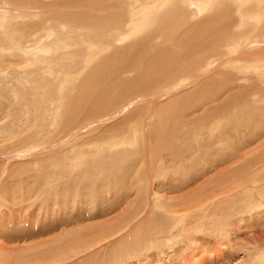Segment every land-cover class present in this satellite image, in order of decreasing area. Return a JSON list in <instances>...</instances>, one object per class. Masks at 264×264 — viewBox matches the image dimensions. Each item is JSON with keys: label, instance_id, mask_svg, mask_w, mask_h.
<instances>
[{"label": "bare ground", "instance_id": "obj_1", "mask_svg": "<svg viewBox=\"0 0 264 264\" xmlns=\"http://www.w3.org/2000/svg\"><path fill=\"white\" fill-rule=\"evenodd\" d=\"M5 1L9 4L11 13H19L18 7L20 5L22 14L30 12L34 18L39 17V20L34 22H30V19L25 16L17 17L12 14L9 19L3 21L0 19V77L3 74L5 79L8 75H25L27 83H31V90L28 94L33 100H30V97L26 94L25 91L28 87L26 86L22 91L14 94L13 104L7 100V103H1V106H3L0 107V109L8 110L0 118V123L2 121L8 122L11 114L17 112L19 119L16 124L22 126L20 128L17 127L18 125L16 126L19 132L21 129L23 130V126L36 128L40 125L47 127L46 130H48L49 125H60L64 120V123L67 121V124H69L85 121L89 117L94 119L98 117L97 114L101 110L112 109L117 106H122L123 110L128 112V109L135 106L137 102L144 101V104L139 106L142 107L141 109H149L161 103L162 98L168 94L189 87L198 89L201 86V89H203L204 86H208V89L210 88L206 93L203 90L199 89V92L197 90L198 93H195V96L188 101L186 100L183 103L178 101L181 105L190 107L193 110H210L212 106L215 109V105H221L217 102L221 98L220 92L222 90H226L224 94L229 93L227 98H234L231 104V114L227 120L225 119L230 126L231 135L229 137L233 138L234 149V153L231 154V165L234 168L229 170H232L235 184L234 187L231 186L232 190H230L233 198L229 204L228 213L225 209L226 212H222V217L215 216L214 221L209 222L210 226L207 227V223H202L200 228L196 226L195 230L193 227H189L188 222L186 223L185 220L195 217L196 209L199 207L198 202L188 204V207L184 206L186 204L179 205L183 206V209H179L178 205H176L178 207L165 206L162 203L161 205L164 207L155 205L156 216L152 215L147 227H141L139 230L138 224H134L129 228L132 234L127 237L131 238L132 242L128 239V241L123 240L124 243L121 240L125 247L130 246L127 248V250L130 249L128 253L126 255L121 254L118 245L119 248L117 247L115 252L113 250H111L112 253L109 252V264H201L202 254L208 251L210 246H207L206 243L208 242H198V237L194 236L195 233L199 234V232H196L198 228L202 234L207 233L204 234V237L211 234L210 237L218 238L216 249L220 246L221 241L222 244L233 245L240 239L239 246L240 241H244L245 243L241 245V248L248 250L251 257L253 255L251 264H264V236L259 229L264 226V0ZM13 1H17L18 4H13ZM30 1L33 6L28 11L24 10L22 5L27 6ZM136 1L137 5H134ZM131 5H134V8L135 6L143 7L142 17L135 19L139 14L136 9H130ZM125 43L128 44L122 46ZM250 50L252 51L249 52ZM7 59L8 63H11L13 59L18 60L19 63L13 67L5 64ZM41 59L51 60L56 64L55 73L52 72L53 68L48 67L49 74L52 75L53 73L52 81L44 77L41 78L40 74H33L32 78L30 77L29 69L36 65L32 66L30 63L32 61L38 63ZM226 65L227 67H224ZM37 66L34 68L35 71H38ZM32 71L34 73L33 69ZM45 71L47 70L45 69ZM132 74H134V77L130 79ZM199 95L203 97L199 98ZM226 108L229 110V107ZM117 114H119L118 111L113 117ZM129 115L131 113L128 114V117ZM223 117L224 115L220 117L223 120L219 123L224 122ZM101 122H104V120L99 121V123ZM200 122L202 123V121ZM96 123L98 124L97 121ZM58 126H55L56 129ZM2 128L3 126H0V138L9 139L12 137L13 139L19 137L18 135L21 133H17V129V131H13L10 128L12 131H8V129L4 130ZM13 128L15 129V127ZM196 129L199 130L198 127ZM207 130L209 131V129ZM118 131L116 128L110 130L109 135L106 134L104 137L110 139L108 142H103V146L108 148L109 152L126 147L129 144L131 147L136 146L134 134L131 141L126 136L118 138ZM46 134L48 137L49 134ZM62 135H65V133ZM193 135L189 137H195ZM56 136L58 135L56 134ZM21 137L23 136L21 135ZM114 138L118 139L115 140ZM41 139L43 142V138ZM174 139L176 138L174 137ZM143 140L146 143L149 142L146 139ZM196 140L198 139L196 138ZM37 141L39 143V140ZM202 141L204 142V140ZM1 142L4 141L0 140ZM96 143L97 141H95ZM169 145H172V142ZM189 145L191 146V144ZM230 146L232 145L230 144ZM244 149H246L245 153ZM187 151L190 153L189 150ZM133 153L135 154V152ZM147 153L146 155H148ZM157 153L161 156L160 152ZM213 153L216 152L213 151ZM173 155L175 154L173 153ZM131 156L130 152H121L110 157L118 159V161L121 158L124 161L119 169L124 172L125 170L129 171L131 168H129V162L127 161L129 158H134ZM150 156L148 157L150 158ZM123 157L126 160H123ZM163 160L166 164L165 160H168V158ZM71 163L70 166L73 167ZM93 165L96 164L93 162ZM117 166L119 167L118 163ZM67 167L69 168V166ZM163 167L161 166V168ZM152 171L154 170L152 169ZM92 173L94 174V172ZM163 174L161 175L164 176ZM131 176L133 175L131 174ZM176 176L179 178L178 175ZM182 176L180 175V177ZM199 176L200 174H197V177ZM197 177H188V180L183 178L184 181L181 185L187 184ZM96 180L95 178L94 182ZM131 182L134 181L131 180ZM151 182L145 183L147 186L144 184L145 187H142V192L145 191L143 194L147 195L149 200L154 196ZM130 184L132 185V183ZM172 184L174 187L173 182ZM10 190V187H6L5 192H11ZM3 197L5 198V196ZM156 197H159L158 194ZM143 205H145L144 211L147 213V209L151 205L149 202ZM152 206L150 209H152ZM220 213L215 214L220 215ZM181 217L184 219L178 220ZM234 217H236L235 225L237 222L239 224L241 222L239 229L234 227ZM231 218L233 220H230ZM194 219L198 221V224L203 221L197 216ZM190 222L192 223V220ZM180 224L181 227H187V229L175 231V228H178ZM136 228H138L137 232L135 231ZM235 230L237 233H235ZM241 230L244 233H242L243 235L249 234V236L244 238L240 237L242 235L238 236ZM256 233L257 235H255ZM169 234L170 238L168 240ZM163 242L168 245L165 249ZM191 244L197 249V251H193V255L191 254ZM144 249L151 252L148 251L147 257L142 256L143 261L140 257ZM169 250H172V252H169ZM165 255L169 257V260L165 258ZM146 261L147 263H145ZM214 262H216L215 264H221V262L229 261L214 259L210 264ZM27 263L23 262V264ZM94 264H96V261H94ZM104 264L107 263L104 262ZM247 264L249 263L247 262Z\"/></svg>", "mask_w": 264, "mask_h": 264}, {"label": "rangeland", "instance_id": "obj_2", "mask_svg": "<svg viewBox=\"0 0 264 264\" xmlns=\"http://www.w3.org/2000/svg\"><path fill=\"white\" fill-rule=\"evenodd\" d=\"M133 1L134 0H132V2ZM12 3L18 4L17 1H13ZM134 5H137V1ZM134 5H131L130 9H136L139 14L135 19L142 17L143 7L135 6L134 8ZM22 6H24V10L28 11L33 5L30 1L27 6ZM18 8L19 13H11L9 11V4L6 3L5 0H0L1 21L9 19L11 14L17 17L25 16L30 19V22L39 20V17L34 18L31 16L32 14L30 12L22 14L20 5ZM126 44L128 43L122 46ZM251 51L252 50L249 52ZM5 62V64L13 67L19 63L16 59L11 61V63L13 62L12 64L8 63V59ZM30 65H38V71H35V66L29 69L31 78L33 74H40L41 78L44 77L48 80H53V73H55L56 70L54 61L41 59L38 63L32 61ZM48 67L53 68L52 75L49 74ZM224 67H227V65ZM45 69L48 72L45 71ZM133 75L134 74L130 75V79L134 77ZM6 79L4 78V74L0 77V107L3 106H1V103H7V100L13 104L14 94L22 91L24 87L28 86L25 91L26 94L31 90V83H27L25 75H8ZM201 88V86H199L198 89L189 87L188 89L172 92L162 98L163 102L161 100V103L154 105L155 107L149 108L150 110L141 109L142 107L140 106L144 104V101L141 103L137 102L135 106L128 109V112H125L122 106H117L112 109L101 110L97 114V118L91 119L89 117L86 118L85 121L82 120L81 122L69 124H67V121L64 123V120L60 125H49L48 130H46L47 127L39 125V127L36 128L32 126V129L29 127V131H31L29 132V128L23 126V130L21 129L20 133L18 128L22 126L16 124L19 119L17 112L11 114V118L8 122L2 121V124L0 123V126H3L2 129H8V131L18 130L17 133L20 134L18 135L19 137L13 139L12 137L9 139L0 138V140L4 141L0 143V264H23L24 261L25 263L28 262L27 264H83V262H85V264H94V261H96V264H104V262L109 264L110 253H112L111 250L115 252L118 245L121 254L126 255L130 250H127V248L130 247L129 245L125 247V245L122 244V242L125 243L123 240L128 241L129 239L130 242H132L131 238H127L132 234L129 228L134 224H138L139 230L141 227H147L152 215L156 216V209L154 206L164 207L161 203L165 206L171 205V207H178L181 204H186L184 206L188 207V204L191 205L198 202L199 207L196 209L197 213L195 217L197 216L203 221H200L198 224V221L194 219L195 217L193 218L195 220L194 222L191 218L185 220L186 223L188 222V226L193 227L195 230V227L199 226L200 228L202 223H207V227L210 226L209 222L214 221L215 216L222 217V212H224L225 209H227V212H225L228 213L229 204L233 198L230 190L234 187L235 181L232 170H229L234 168V166L231 165V154L234 153V149L233 138L229 137V135H231L230 126L226 120L231 114V104L234 98H227L229 93L224 94L226 90H222L223 92H220L221 98L219 102H217L221 103V105H215V109H213L212 106L210 110L199 109L200 111L193 110L190 107H185L181 105V103H178V101L183 103L186 100H190L195 96V93L199 92V89L205 91V93L210 89H208V86H204L203 89ZM197 90L198 92H196ZM10 92L12 93L10 94ZM28 96L30 100H33L30 94H28ZM201 96L202 95H199V98H201ZM146 103L145 101V104ZM226 107H229V110ZM7 111V109H0V118H2ZM117 111L119 114L113 117ZM129 113H131V115L128 117ZM223 115L224 124L219 123L223 120L220 118ZM206 117L209 120H206ZM100 120H104V122L99 123ZM200 121H202V123ZM155 124L156 126H154ZM16 126L18 128H16ZM55 126H58V128L56 129ZM13 127H15V129ZM83 127L85 128L83 129ZM197 127L199 130L196 129ZM115 128L119 130L117 132L118 138L126 136L132 141L134 134L135 142H138L140 145L135 143L137 147L134 146V148L129 144L126 147H121L109 152L108 148L103 146V142H108L110 139L104 137L106 134L109 135V131ZM65 129L68 130L66 131ZM203 129L206 132H203ZM207 129H209V131ZM210 130L213 135H211ZM191 131L193 132L190 134ZM198 132H200V134H198ZM46 133L49 134L48 137ZM64 133L65 135H62ZM56 134L58 136H56ZM159 134L162 135L161 139L164 138L163 140L160 139ZM193 134L198 140H196L195 137H189ZM21 135L23 137H21ZM226 135L230 142L226 139ZM39 137L40 139L43 138V142ZM174 137L176 139H174ZM118 138L114 139L117 140ZM143 139L149 142L147 141L148 143H146ZM37 140H39V143ZM202 140H204V142L207 141L205 142L206 145H203L204 142ZM95 141H97L96 144ZM167 141L169 143L172 142V145H169ZM174 141L178 144L176 145ZM192 141L197 143H193ZM188 143L191 144V146ZM230 144L232 146H230ZM196 147L197 149H195ZM171 148H175V150ZM201 148H205L203 151L210 148L205 151L207 155ZM187 150H189L191 154L188 153ZM212 150L216 152V155ZM131 151L135 152V154ZM155 151L160 152L161 156ZM245 151L246 149H244V153ZM121 152H130L134 157L132 159H127L129 168L131 167L129 171L125 170L121 172L119 170L121 167L120 165L124 162L121 158L118 161V159L116 160L110 157L113 154H120ZM146 153L148 155H146ZM173 153L175 155H173ZM149 155L152 157L150 156L149 158ZM165 158H168V160H165L166 164L163 160ZM223 159H225L224 162ZM123 160L126 159L123 157ZM93 162L96 165H93ZM70 163L71 165L73 164V167L70 166ZM67 166H69V168ZM161 166L164 167L161 168ZM165 167L166 169H164ZM126 171L128 174L125 173ZM92 172H94V174ZM228 172L231 173L229 174ZM124 173L125 175H123ZM131 174L133 176H131ZM159 174H163L164 176L161 175V177ZM197 174H200V176L197 177ZM176 175H178L179 178ZM180 175L183 176L180 177ZM188 177L197 178L187 184H183L184 187H182L183 178L187 179ZM95 178L97 179L96 182H94ZM129 178L130 180H128ZM150 178L154 181L153 183ZM155 179L158 180L156 181ZM125 180L132 183L133 186ZM131 180L134 182H131ZM148 182H151L153 186L152 193L154 192V196H152L153 198H150V200L147 195L143 194L145 191L142 192V187L147 186ZM172 182L174 183V187ZM6 187H10L11 192L7 191L6 193ZM120 189H122L121 192ZM1 194H4L3 196H5V198ZM157 194L159 196L158 198L156 197ZM126 196L128 197L126 198ZM147 202L153 206L152 209H150L151 206H149L146 213L144 211L145 205L143 204ZM218 205L220 208H218ZM178 208L183 209L184 207L179 206ZM139 212L142 214L140 215ZM215 213H220V215H216ZM183 219L184 218L181 217L178 220ZM234 219V227L235 229H239L241 222L240 224L237 222L235 225L236 217H234ZM191 220L192 223L190 222ZM230 220H233V218ZM138 228L135 229L136 232ZM199 228L198 231H196L199 232V234L195 233L194 236L198 237V242H208L206 244L210 246V249L202 254L201 264H210L214 259H226V261H229L221 262V264H247V262L251 264L253 255L251 257V253L248 252V250L241 248V245L245 243L244 241H240V246V239L233 245H225L222 244L223 242L221 241L220 246L216 249L218 238L210 237L211 234H208V237H204V234L207 233L202 234ZM186 229L187 227L183 228L180 224L178 228H175V231ZM259 229L264 236V226ZM235 233H237L236 230ZM242 233L241 230L238 236L242 235L240 236L241 238L249 236V234L243 235L244 233ZM255 235H257V233ZM169 238L170 234L168 240ZM163 245H165L164 249L168 247L167 243L164 244L163 242ZM190 248L192 250L191 254L193 255V251H197V249L192 244ZM148 251L150 250L144 249L140 257L141 260H143V257L148 256ZM169 252H172V250H169ZM165 258L169 260V257L166 255ZM145 263H147V261Z\"/></svg>", "mask_w": 264, "mask_h": 264}]
</instances>
